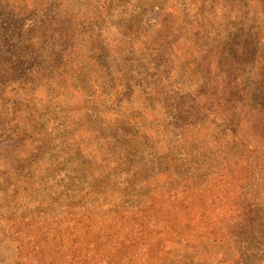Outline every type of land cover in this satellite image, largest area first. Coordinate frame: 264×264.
Segmentation results:
<instances>
[{
	"label": "rangeland",
	"instance_id": "374dc122",
	"mask_svg": "<svg viewBox=\"0 0 264 264\" xmlns=\"http://www.w3.org/2000/svg\"><path fill=\"white\" fill-rule=\"evenodd\" d=\"M0 264H264V0H0Z\"/></svg>",
	"mask_w": 264,
	"mask_h": 264
}]
</instances>
